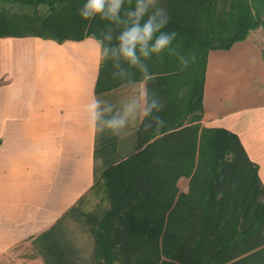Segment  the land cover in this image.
Returning <instances> with one entry per match:
<instances>
[{
    "label": "trees",
    "instance_id": "obj_1",
    "mask_svg": "<svg viewBox=\"0 0 264 264\" xmlns=\"http://www.w3.org/2000/svg\"><path fill=\"white\" fill-rule=\"evenodd\" d=\"M84 3L0 0V38L57 43L102 38L107 22L83 20L79 8ZM158 4L169 17L163 31L177 33L172 48L193 58L183 71L171 49L145 61L155 75L147 85L149 96L164 105L158 114L164 126L144 131L150 121L139 122L133 151L121 159L107 153L116 138L97 134L91 188L50 229L31 239L43 264H264V187L258 166L234 133L201 124L209 53L229 50L256 32L264 35V0ZM112 71L111 61H100L97 97L137 88V69L117 79ZM180 179L188 181L185 192L178 188ZM69 217L91 238L88 258L64 237Z\"/></svg>",
    "mask_w": 264,
    "mask_h": 264
},
{
    "label": "crops",
    "instance_id": "obj_2",
    "mask_svg": "<svg viewBox=\"0 0 264 264\" xmlns=\"http://www.w3.org/2000/svg\"><path fill=\"white\" fill-rule=\"evenodd\" d=\"M263 50L256 32L209 53L201 124L234 133L264 187ZM99 66L91 37L0 38V257L50 229L91 188L95 139L109 133L90 128L83 108ZM138 123L120 135L128 153ZM16 264L43 262L35 256Z\"/></svg>",
    "mask_w": 264,
    "mask_h": 264
},
{
    "label": "clouds",
    "instance_id": "obj_3",
    "mask_svg": "<svg viewBox=\"0 0 264 264\" xmlns=\"http://www.w3.org/2000/svg\"><path fill=\"white\" fill-rule=\"evenodd\" d=\"M128 4L129 7L125 8V0H85L79 8L83 20L91 21L98 17L107 22L102 38L94 39V47L100 61H111V68L116 69L111 72L113 79L127 77L132 68L141 74L135 93L121 101V107L110 118H106V113L113 112L112 105L95 94L83 105L90 128L99 133L108 131L115 136L127 135L125 129L137 121H150L144 125V131L153 125L156 129L164 126L163 118L158 115L164 105L159 98L149 96L147 85L155 75L149 71L145 61L171 49L180 62V71H183L193 59L178 54L172 48L177 33L163 31L169 17L158 0H135L134 6L132 0H128ZM122 62L128 66L127 69Z\"/></svg>",
    "mask_w": 264,
    "mask_h": 264
},
{
    "label": "rangeland",
    "instance_id": "obj_4",
    "mask_svg": "<svg viewBox=\"0 0 264 264\" xmlns=\"http://www.w3.org/2000/svg\"><path fill=\"white\" fill-rule=\"evenodd\" d=\"M134 93L135 90L133 88H125L117 92H112L110 94L108 93L102 94L101 96H99V98L104 100L105 98L103 97L107 96L108 94L109 95L108 102L112 105L114 110L116 107L120 108L121 101L130 98ZM124 136L125 138L127 137L126 135ZM119 138L120 136L116 138L115 147L113 148L109 147L107 153L109 155V152L111 151V153H115L118 159H121L127 156L129 154L128 153L129 151H127L125 147L126 141L124 142L123 148L120 146ZM187 186H188L187 179L179 180L178 188L181 192H185L187 190ZM63 234L65 239L67 241H70L84 257L86 258L90 257L92 252V241L87 230L81 225V223L78 220L72 217L67 218L64 222ZM32 256H36V254L30 241V243H26L24 245L18 246L13 250L9 251L7 254L1 256L0 264H16Z\"/></svg>",
    "mask_w": 264,
    "mask_h": 264
}]
</instances>
